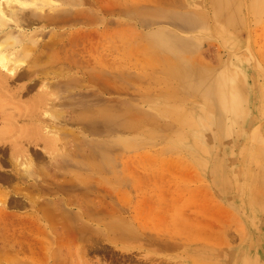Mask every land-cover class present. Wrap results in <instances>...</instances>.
<instances>
[{"label":"rangeland","instance_id":"1","mask_svg":"<svg viewBox=\"0 0 264 264\" xmlns=\"http://www.w3.org/2000/svg\"><path fill=\"white\" fill-rule=\"evenodd\" d=\"M7 33L0 264H264V0H0Z\"/></svg>","mask_w":264,"mask_h":264},{"label":"bare ground","instance_id":"2","mask_svg":"<svg viewBox=\"0 0 264 264\" xmlns=\"http://www.w3.org/2000/svg\"><path fill=\"white\" fill-rule=\"evenodd\" d=\"M117 14V13H116ZM81 15H83V14H81ZM240 15V14H239ZM76 16V15H75ZM79 16H80V14H79ZM87 17V15L85 14L84 15V17ZM83 17V16H82ZM53 22V21H52ZM96 30V29H95ZM93 31V30H92ZM92 33V32H91ZM93 35V34H92ZM88 36V35H87ZM89 37V36H88ZM85 40V39H84ZM19 42H21V37L20 36H18L17 34H12V33H7V35L4 37V39H2L1 41H0V48L1 47H3V48H7L8 46H14V45H18L19 44ZM72 44V43H71ZM90 48V47H89ZM87 50H88V48H86ZM90 50H91V48H90ZM88 53V52H87ZM98 56H100V55H98ZM103 57V56H102ZM23 58V57H22ZM27 58V57H26ZM4 60H6V55H3V57L1 58L0 57V62H1V64H2V67H8V66H6V63H4ZM8 63V62H7ZM23 63V61H20L18 64L20 65V64H22ZM150 66V65H149ZM14 67V66H13ZM4 69V68H3ZM13 68H11L9 71L11 72V70H12ZM83 70H85V69H83ZM151 71V70H150ZM144 72H145V70H144ZM7 73V72H6ZM85 74V73H84ZM87 74V73H86ZM22 76V75H21ZM66 76V75H65ZM83 77H84V75H82ZM85 76H87V75H85ZM89 76V75H88ZM86 78V77H85ZM86 80V79H85ZM91 80V79H90ZM10 81V80H9ZM46 91V90H45ZM44 91V92H45ZM42 92H43V90H42ZM41 92V93H42ZM47 95V94H46ZM162 113V112H161ZM11 115V114H10ZM12 116V115H11ZM7 118V117H6ZM13 118V117H12ZM9 128V127H8ZM7 128V129H8ZM257 129V128H256ZM13 129H11L10 131H12ZM255 130V129H254ZM259 130V129H258ZM9 130L8 131H4V133H6V132H10ZM256 132H257V130H255ZM1 132H3V131H1ZM3 134V133H2ZM253 134H257V133H253ZM257 137V135L255 136V138ZM10 138V137H9ZM8 138V139H9ZM2 141V140H1ZM29 141H30V139H29ZM51 147V146H50ZM54 149V148H53ZM29 164V163H28ZM28 166V165H27ZM27 171V170H26ZM25 171V172H26ZM233 185V184H232ZM29 186V185H28ZM17 187V186H16ZM233 187V186H232ZM33 188V187H32ZM19 189V188H18ZM31 192V191H30ZM32 194V193H31ZM32 197V196H31ZM37 197V196H36ZM31 202V201H30ZM3 207V206H2ZM4 207H5V205H4ZM40 207V206H39ZM45 208V207H44ZM47 211V210H46ZM45 212V211H44ZM49 212H50V210L48 211V212H45V213H48V215H47V218H49V217H51L50 216V214H49ZM1 216H3V217H5V219L7 218V215H9L8 214V211H6L5 210V208H3V209H1ZM12 215V214H11ZM46 216V215H45ZM15 217V216H14ZM43 217V216H42ZM4 221V220H3ZM9 221V220H8ZM46 221H48V220H46ZM65 221V220H64ZM110 221V220H109ZM16 222V221H15ZM20 222V221H19ZM7 223V222H6ZM21 223H23V222H21ZM44 223V222H43ZM0 224H1V222H0ZM10 224V223H9ZM40 224V223H39ZM49 224H50V227L51 228H53L54 226H55V223H54V220H53V218L51 217L50 218V221H49ZM69 224V223H68ZM103 224V223H102ZM13 225V224H12ZM261 226H262V224H261ZM41 227V226H40ZM39 227V228H40ZM43 227V226H42ZM41 227V228H42ZM59 227V226H58ZM57 227V228H58ZM65 227H66V225H65ZM112 227V226H111ZM9 228V227H8ZM8 228L6 227V224L4 225V227H3V232H4V235L2 236V241H3V243H2V245H4L3 247H2V249H8V247H7V242H6V239H8V238H10L9 237V235H8ZM12 228V227H11ZM37 228H38V226H37ZM116 228H118V227H116ZM261 228V227H260ZM107 229V228H106ZM10 230H12V229H10ZM23 230V229H22ZM21 230V231H22ZM43 230V229H42ZM45 230V229H44ZM49 230V229H48ZM80 231H82V230H80ZM106 231H108V230H106ZM39 232V231H38ZM41 232V231H40ZM43 233V232H42ZM48 233V232H47ZM75 233V232H74ZM85 233V232H84ZM10 234V233H9ZM24 234V233H23ZM38 234V233H37ZM69 234H72V232H70ZM69 234H67V237H68V235ZM76 234V233H75ZM108 234V233H107ZM25 235V234H24ZM39 235H40V233H39ZM129 235V234H128ZM126 233H124V232H122V236L124 237V238H126L127 236H128ZM38 236V235H37ZM74 236V235H73ZM76 236V235H75ZM74 236V238H76ZM109 236V235H108ZM117 236H119V235H117ZM36 237V236H35ZM42 237V236H41ZM54 237V236H53ZM57 237V236H56ZM72 237V236H71ZM107 237V236H106ZM40 238V237H39ZM44 238V237H43ZM128 238V237H127ZM151 238V237H150ZM48 239V238H47ZM98 239V238H97ZM165 239V238H164ZM181 239V238H180ZM21 240V238L19 239V241ZM28 240H29V238H28ZM49 240V239H48ZM72 240H73V238H72ZM91 240V239H90ZM108 240H110V239H108ZM122 240V239H121ZM12 241V240H11ZM17 241V240H16ZM16 241H14V242H16ZM32 241H34V240H32ZM31 241V242H32ZM41 241V240H40ZM50 241V240H49ZM48 241V242H49ZM74 241V240H73ZM150 241V240H149ZM152 241V240H151ZM30 242V243H31ZM117 242H119V241H117ZM154 242V241H153ZM152 242V243H153ZM172 242V241H171ZM173 242H174V240H173ZM181 242V241H180ZM179 242V243H180ZM182 242H184V241H182ZM1 243V242H0ZM12 243V242H11ZM20 243H21V241H20ZM23 243V242H22ZM29 243V244H30ZM34 243H36V241L34 242ZM42 243V242H41ZM156 243V242H155ZM167 243H168V241H167ZM24 244H25V241H24ZM156 244H158V243H156ZM159 244H161L160 242H159ZM171 244V243H170ZM36 245V244H35ZM53 245H54V243H53ZM151 245V244H150ZM162 245H164V244H162ZM161 245V247H163ZM166 245V244H165ZM12 246V245H11ZM29 246H31V244L29 245ZM33 246V245H32ZM32 246H31V248H32ZM170 247L171 248V246H173V245H171V246H169V243L166 245V247ZM23 247V246H22ZM42 247V246H41ZM167 247V248H168ZM30 248V247H29ZM37 248H39V247H37ZM43 248V247H42ZM55 248V247H54ZM174 248V247H173ZM28 249V248H27ZM163 249V248H162ZM38 250H40V249H38ZM10 251V250H9ZM12 251H13V249H12ZM33 251V250H32ZM5 252V251H4ZM22 252V251H21ZM21 252L20 253H18V254H21ZM62 252V251H61ZM39 253H40V251H39ZM38 253V254H39ZM17 254V255H18ZM27 254V253H26ZM34 254V253H33ZM55 254V253H54ZM23 255V254H22ZM31 255V254H30ZM37 255V254H36ZM9 256V255H8ZM16 256V255H15ZM34 256V255H33ZM21 259V258H20ZM66 259V258H65ZM1 260H4V261H8L7 259H6V257H5V255L4 254H2V256H0V261ZM11 259H9V261H10ZM25 260V259H24ZM23 260V261H24ZM31 260V258L29 259V261ZM40 260V259H39ZM42 260V259H41ZM16 261V260H15ZM256 261V260H255ZM13 262V261H12ZM35 262V261H34ZM37 262V261H36ZM43 263H41V262H39L40 264H48V263H46V261H42ZM50 262V261H49ZM51 263V262H50ZM59 263V262H58ZM15 264H16V262H15ZM34 264V263H33Z\"/></svg>","mask_w":264,"mask_h":264},{"label":"crops","instance_id":"3","mask_svg":"<svg viewBox=\"0 0 264 264\" xmlns=\"http://www.w3.org/2000/svg\"><path fill=\"white\" fill-rule=\"evenodd\" d=\"M13 192L14 193H16L17 191L16 190H14V187H13ZM14 195H16V194H14ZM13 195V196H14ZM31 200H28V199H25V206H24V204H23V206H21V208H19V207H12L13 208V210H16V211H23V210H26V211H23L22 212V215H21V219L23 220V222H25L26 221V223H28V219H33L32 221H35L36 222V224H38L39 223V221H40V218H39V216H38V214H39V211L41 210V209H43V206L41 207V205L40 204H35V203H33V202H30ZM21 203H24V200L23 201H21ZM40 206V207H39ZM31 210V211H30ZM33 210H35V213H34V211ZM16 211H14V212H16ZM30 211V212H29ZM45 210H43V212H42V216H43V218H45V212H44ZM26 212V213H25ZM36 214V215H35ZM15 217H17V215L15 214L14 215ZM31 216V217H30ZM33 216H37L36 218H32ZM35 222H30V223H32V224H34Z\"/></svg>","mask_w":264,"mask_h":264}]
</instances>
